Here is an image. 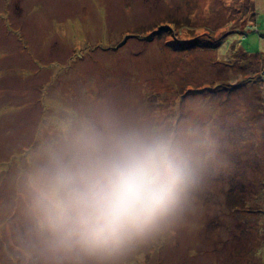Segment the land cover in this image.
Masks as SVG:
<instances>
[{
	"label": "rangeland",
	"instance_id": "obj_1",
	"mask_svg": "<svg viewBox=\"0 0 264 264\" xmlns=\"http://www.w3.org/2000/svg\"><path fill=\"white\" fill-rule=\"evenodd\" d=\"M69 108L226 142L201 209L125 264H264V0H0V264H35L16 178Z\"/></svg>",
	"mask_w": 264,
	"mask_h": 264
},
{
	"label": "clouds",
	"instance_id": "obj_2",
	"mask_svg": "<svg viewBox=\"0 0 264 264\" xmlns=\"http://www.w3.org/2000/svg\"><path fill=\"white\" fill-rule=\"evenodd\" d=\"M225 146L211 121L67 109L16 178L35 264H125L174 235Z\"/></svg>",
	"mask_w": 264,
	"mask_h": 264
}]
</instances>
